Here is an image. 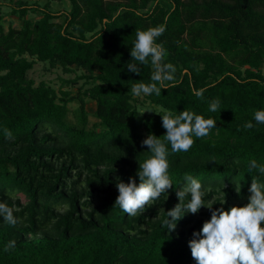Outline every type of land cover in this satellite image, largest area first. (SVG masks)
Wrapping results in <instances>:
<instances>
[{"label": "trees", "instance_id": "16d2710c", "mask_svg": "<svg viewBox=\"0 0 264 264\" xmlns=\"http://www.w3.org/2000/svg\"><path fill=\"white\" fill-rule=\"evenodd\" d=\"M64 1L0 0V203L17 219L11 226L0 217V264H196L188 243L210 220L206 207L245 206L252 177L264 183L258 170L248 171L251 160L264 165V124L253 120L264 110V0H68L69 11L51 8ZM9 15L22 26L7 30ZM165 18L157 42L176 68V86L146 96L160 109L145 112L131 87L150 83L153 69L149 63L139 76L128 71L135 63L130 49L137 29ZM37 62L83 70L65 84L84 79L87 88L72 95L36 85L29 72ZM193 88L206 89L203 99ZM86 99L96 104L92 127ZM214 99L221 106L210 112ZM185 109L217 127L194 138L186 153L172 154L169 145L173 187L128 216L114 206L116 184L130 177L139 183V163L151 156L142 141L150 134L163 139L161 116ZM185 174L201 182L206 207L186 213L169 232L166 212L179 203ZM13 240L15 248L5 252Z\"/></svg>", "mask_w": 264, "mask_h": 264}, {"label": "clouds", "instance_id": "9594fccd", "mask_svg": "<svg viewBox=\"0 0 264 264\" xmlns=\"http://www.w3.org/2000/svg\"><path fill=\"white\" fill-rule=\"evenodd\" d=\"M166 21L167 18L164 24L147 30H136V39L130 49L131 60L135 63H128L127 70L139 76L140 65L150 63L153 71L150 83L137 82L132 85L131 94L135 97L152 94L161 96L162 89L176 86V68L165 62L166 49L162 43L157 42L166 31ZM205 91L204 88H193V94L198 99H203ZM220 106V100L214 99L209 103L208 110L217 112ZM161 117L162 126L166 130L163 139L150 134L142 141L141 146H147L151 156L139 163L136 173L139 183L137 184L135 177H130L128 183L119 181L116 184L119 195L114 206L131 217L143 213L146 206L154 205L173 187L169 176L168 146L170 145L172 154L186 153L193 147L195 139L209 136L217 127L216 120L205 119L186 109L178 115L166 111ZM253 120L255 124H264V110L255 111ZM255 124L248 121L244 128L251 130ZM4 131L6 138L11 139V132L7 129ZM236 163L239 164V161ZM253 170H258L264 176V165L257 164L255 160L248 164V171ZM184 180L185 186L175 193L179 203L166 212L164 225L169 232L176 229L177 222L186 213L196 214L206 207L203 200L206 190L201 182L191 174H185ZM235 190L240 193V184L236 185ZM248 191L250 195L245 206H232L228 210L223 207L214 210L206 207L211 212L210 220L203 223L199 232L193 233L194 238L188 243L196 264H264V183L257 177H252ZM188 196L191 199L185 204ZM0 217L11 226L17 223L13 209L6 203H0ZM15 244L14 240L9 241L4 251L14 249Z\"/></svg>", "mask_w": 264, "mask_h": 264}, {"label": "rangeland", "instance_id": "374dc122", "mask_svg": "<svg viewBox=\"0 0 264 264\" xmlns=\"http://www.w3.org/2000/svg\"><path fill=\"white\" fill-rule=\"evenodd\" d=\"M32 1H37L40 4H44L46 0H32ZM164 4L168 5L166 2H164ZM51 8L54 11H60V10L69 11L71 8V4L68 0L64 2H52ZM4 11H8V9L4 8ZM39 17H40L39 13H35V14L31 13L28 16V18L32 20H36ZM4 24L6 29L8 30L10 24H12L15 28H20L23 24V21L18 19L16 16L9 15L4 19ZM72 69H73L72 72H66L63 70V67L60 66L59 64L57 66H52L50 63L37 62L34 69L29 72V78L33 79L36 82V85H39L41 82H45L48 85L55 88L57 91L63 89L64 91H70L72 95H76L80 89H86L87 86L85 85L84 79L78 80L77 84L74 85L65 84L66 81H74L77 79V77L84 74V71L81 69H78L76 67H73ZM262 72L264 74V65L262 67ZM137 98L141 103L140 108L145 112H152L155 109H160L150 104L146 96L141 95L140 97ZM79 106H80V102L78 100L70 104V108L72 111L78 109ZM86 109L90 116L89 126L92 127V125L98 122V120L94 116V111L96 109L95 102H93L90 99H86ZM70 119L72 121H75L73 114L70 115Z\"/></svg>", "mask_w": 264, "mask_h": 264}]
</instances>
